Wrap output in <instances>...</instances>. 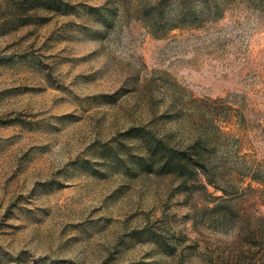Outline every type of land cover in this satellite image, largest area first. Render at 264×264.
I'll list each match as a JSON object with an SVG mask.
<instances>
[{"label": "rangeland", "instance_id": "374dc122", "mask_svg": "<svg viewBox=\"0 0 264 264\" xmlns=\"http://www.w3.org/2000/svg\"><path fill=\"white\" fill-rule=\"evenodd\" d=\"M158 1L0 0V264H264V0Z\"/></svg>", "mask_w": 264, "mask_h": 264}, {"label": "trees", "instance_id": "16d2710c", "mask_svg": "<svg viewBox=\"0 0 264 264\" xmlns=\"http://www.w3.org/2000/svg\"><path fill=\"white\" fill-rule=\"evenodd\" d=\"M162 1L164 0L158 1L157 5ZM200 1L201 11L204 12L205 10H208L209 6L207 3L204 0L203 2L202 0ZM178 8L179 11L177 16L179 19L185 18L186 15L183 11V0L178 2ZM191 16L192 18H195L193 17L194 15ZM139 134V142L147 151V157L144 161L146 166L152 165L151 160L155 158L153 161L156 168L175 175H183L189 172L192 168H195L198 164L203 168L204 165L200 159V155L196 151V148H201L198 143L190 144L183 150H180L169 141L159 139L149 132L140 131Z\"/></svg>", "mask_w": 264, "mask_h": 264}]
</instances>
